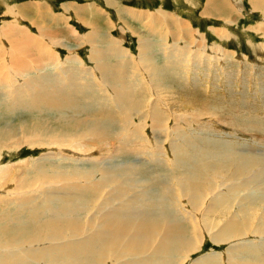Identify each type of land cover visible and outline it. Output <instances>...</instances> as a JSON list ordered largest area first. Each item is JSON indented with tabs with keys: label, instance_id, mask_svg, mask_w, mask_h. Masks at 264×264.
Here are the masks:
<instances>
[{
	"label": "rangeland",
	"instance_id": "obj_1",
	"mask_svg": "<svg viewBox=\"0 0 264 264\" xmlns=\"http://www.w3.org/2000/svg\"><path fill=\"white\" fill-rule=\"evenodd\" d=\"M229 2L239 23L230 27L229 36L222 38V31L213 28L219 26L223 29L217 20L206 19L209 24L206 25L198 16L206 0H0V81L9 82L12 90L36 86L41 89L60 88L55 85L58 84L62 86L61 92L69 89L81 91L91 106L87 108L90 116L98 120L96 125L105 128L94 133L93 137L73 133L72 126H63L74 135L71 142L65 144L63 136L56 132V124L61 125L57 113L52 116L46 111L41 117L40 114L29 117V112L24 111L16 118L2 119L7 124L0 119V128L5 130L8 127L14 132L20 128V123H26L30 130L34 127L31 120L45 119L48 122L46 130H49L42 131L41 135L39 133L36 139L24 141L21 145L15 142L21 134H15L12 141L16 144L11 142V148L0 150V169L3 170L0 175L4 176L0 181V198L20 194L22 188L31 185L30 191L42 199L43 192L56 188V197L50 193L54 204L48 205H59L58 209L64 206L61 209L64 212L57 208L49 210L52 206L49 208L47 204L48 209L43 208L49 210L44 219L52 215L51 221L57 219L54 223L58 222V227L52 225L47 230L51 233L46 237L54 232L58 237L55 239L60 241L53 240L50 235L47 243L26 245V251L40 250L45 244L43 249L53 248L52 245L62 242L67 245V242L76 240L84 244L85 240L90 242L91 248L94 244L91 241L105 240L104 234L110 230L119 235V227L116 226L119 221L127 224L125 240L130 248H134L133 240L139 231L153 233L152 246L156 239V244L160 242L166 224L171 221L177 229H184L182 234L186 236H183L179 250L166 253L170 255L167 256L170 264H264V170L260 171L264 168L261 165L264 164V33L263 26L255 27L256 32L260 29L259 35L246 31L249 25L262 21L264 16L250 10L249 0ZM255 2L251 1L253 8L263 10L254 6ZM212 6L217 10L223 4L214 0ZM47 14L53 15L55 20ZM98 18L99 25L94 22ZM17 30L23 31V34L15 39L11 32ZM26 38H30L29 49L23 47L22 39ZM35 41L39 45H35ZM116 99L123 106L131 107L126 112L122 110L126 114L120 112L117 115V108L118 113L110 107L100 108L97 105L111 104ZM67 114V117L72 116L71 112ZM86 114H79L78 118L89 117ZM51 128L56 132L54 139L48 137L51 136L49 133H54L49 132ZM43 134H47L48 138ZM109 134V137L103 138ZM8 135L3 138L5 141H8ZM75 137L76 140H73ZM177 149V154L182 151V155L189 154L193 160L184 161L181 166L175 154ZM214 152H235L238 157L250 155L249 166L255 162L257 165L249 168L247 174L234 175L233 178L226 174L228 167L216 175L214 166L210 164L216 159L210 156ZM202 154L209 156L207 161L210 163H205L212 169L200 168L202 161L195 159ZM48 161L55 168L45 167L46 171H40L44 172L42 175L32 168L36 163L49 166ZM107 162L109 166H116V170H129L131 165L141 168L140 173L133 174L136 175L135 184L128 181L131 176H120L121 182L131 185L116 183L112 178L108 184L104 183L100 192L96 184L103 180L102 174L97 172L93 181L71 182L69 186H80L78 193L74 194V190L66 189L69 183L63 181L65 185L54 181L57 179L54 174H58L54 173L55 169L63 165L66 174L73 171L76 177L74 172L79 168L89 172L94 165ZM233 172L234 167L229 174ZM45 173L49 178L53 175V181L37 179L46 176ZM28 176L36 179L31 182L27 180ZM85 186L90 187L89 191L94 194L83 192ZM119 187H124L126 191L118 194ZM67 191L73 195L66 197L63 193ZM1 203L0 216H5V210L8 207L13 210L17 204ZM255 207L257 211L254 213L252 208ZM109 222L112 227L108 226ZM158 231L162 233L156 234ZM72 232L80 233L74 238L76 236ZM19 236L17 238L24 239ZM109 238L118 249V243ZM102 245L87 250L82 247L80 253H73V259L67 252L60 256V261H63L60 264L121 262L113 257V253L109 256L103 253L105 256L99 257L96 252L103 249ZM31 247L34 249L31 250ZM146 247L137 250L144 254L133 258V262L152 256L156 245L151 248L154 251L150 249L146 252ZM91 252H95L96 257L89 256ZM26 260L25 264L53 263L49 259Z\"/></svg>",
	"mask_w": 264,
	"mask_h": 264
},
{
	"label": "bare ground",
	"instance_id": "obj_2",
	"mask_svg": "<svg viewBox=\"0 0 264 264\" xmlns=\"http://www.w3.org/2000/svg\"><path fill=\"white\" fill-rule=\"evenodd\" d=\"M260 2V1H258ZM256 2V4L258 3ZM213 4V3H212ZM22 10V9H21ZM44 10V9H43ZM48 11V9H47ZM69 11V10H68ZM20 12V11H19ZM44 12V11H43ZM164 13V12H163ZM42 14V13H41ZM50 14V13H49ZM49 14H47V16H50ZM81 15V14H80ZM161 15V13H160ZM159 15V16H160ZM19 16V15H18ZM53 16V15H52ZM50 16V17H52ZM158 16V17H159ZM166 16V15H164ZM53 20H55V17H52ZM164 20V19H163ZM170 20V19H169ZM174 20V19H173ZM177 21V20H176ZM177 23V22H176ZM8 24V23H7ZM160 24V23H159ZM162 25V24H161ZM180 25H183V23H181ZM190 27V26H189ZM186 28V27H185ZM11 29H9L8 31H10ZM27 30V29H26ZM164 30V29H163ZM12 31V30H11ZM3 33V31H2ZM11 33H14V35L16 36L15 39L17 38V36L20 34H23V31H20V30H17V31H13ZM27 34V33H26ZM191 34V33H190ZM25 35V34H24ZM28 35V34H27ZM2 36V35H0ZM5 36V35H4ZM7 36V35H6ZM177 36V35H176ZM26 37V36H25ZM31 37V36H30ZM99 37V36H98ZM5 38V37H4ZM24 38V37H23ZM92 38V36H91ZM103 38V37H102ZM33 39V38H32ZM96 40V38H94ZM107 39V38H106ZM105 37H104V40H106ZM34 40V39H33ZM89 40V39H88ZM87 40V41H88ZM92 40V39H90ZM30 38H26V39H22V43H23V47L24 48H27L29 49V46H30ZM107 41V40H106ZM2 42V41H1ZM34 42V41H33ZM86 42V41H85ZM97 42V41H96ZM100 42V41H99ZM36 41H35V45H36ZM39 45V43H37ZM34 45V43L32 44ZM98 45V44H97ZM96 45V47H97ZM95 46V45H94ZM19 47V46H18ZM33 48V47H32ZM99 48V47H97ZM21 49V48H20ZM23 49V48H22ZM34 49V48H33ZM42 49V48H41ZM19 50V49H17ZM99 50H101L99 48ZM105 50V49H104ZM16 51V50H15ZM21 51V50H20ZM37 51V50H35ZM96 51V50H95ZM28 52V51H27ZM38 52V51H37ZM2 53V52H1ZM16 53V52H15ZM24 53V52H23ZM103 53V52H102ZM26 54V53H25ZM101 54V53H100ZM1 55V54H0ZM17 56V54H16ZM98 56V55H97ZM26 57V56H25ZM2 58V57H1ZM93 58V57H92ZM38 59V58H37ZM1 60V59H0ZM9 60V59H8ZM19 61V60H18ZM44 61V60H43ZM4 62H7V61H4ZM9 62V61H8ZM10 63V62H9ZM26 63V62H25ZM21 64V63H20ZM56 64V63H55ZM51 66V65H50ZM103 66V65H102ZM28 67V66H27ZM47 67V66H46ZM8 68V67H7ZM10 68V67H9ZM29 68H32V67H29ZM98 68V67H97ZM18 69V68H17ZM25 69V68H24ZM23 69V70H24ZM48 69V68H47ZM102 69V68H100ZM7 70V69H6ZM26 72V70H24ZM18 74H20L18 71H17ZM22 75V74H20ZM34 75V74H33ZM1 76V75H0ZM6 76V75H5ZM37 76V74H36ZM3 77V76H2ZM22 77V76H21ZM26 77V76H25ZM24 77V78H25ZM29 77V76H27ZM42 77V76H41ZM32 78V77H31ZM4 79V78H2ZM18 79V78H17ZM21 79V78H20ZM10 80V79H9ZM29 80V79H28ZM67 80V79H66ZM27 81V79H26ZM11 82V81H10ZM50 82V81H49ZM52 82V81H51ZM54 82V81H53ZM58 82V81H57ZM9 82H7L6 80L4 81H0V119H7L8 117L11 118H16L18 116V114H21L22 112L26 111V112H29L28 115L29 117H38L37 114H40L39 117L43 116L44 112L46 111H49L51 112V115L52 116H56L55 114L57 113V119L61 122V125L59 124H56L57 126V134L58 135H61L63 137H61L63 139V142H71L72 138L74 137V135H72V132L71 133H68L69 131V128H65L63 126H66V127H70L71 126L73 127V133L74 132H80L84 135H88V136H91L93 135L94 137V133H97L98 131H101V130H105L104 127H101V126H98L96 125L98 123V120H96V118H93L90 116L87 108L91 107L89 104H88V100H87V97H85L84 93L81 92V91H75L74 89H69L67 90V92H61L60 89H62V86L61 85H58V84H55L57 87H60V88H52L50 87V89H41V87H28L27 89H17V90H12L11 89V85H8ZM32 83V82H31ZM29 83L28 85H33ZM60 83V82H59ZM65 83V82H64ZM80 83V82H79ZM17 84V82H16ZM22 84V83H21ZM26 84V83H25ZM41 84V83H40ZM54 84V83H53ZM71 84V83H70ZM39 85V84H38ZM47 85V84H46ZM11 86V87H10ZM14 87H15V83H14ZM20 87V86H19ZM72 87V86H71ZM70 87V88H71ZM13 88V87H12ZM43 88V87H42ZM66 88V87H65ZM68 88V87H67ZM66 88V89H67ZM15 89V88H14ZM80 89V88H79ZM124 89V88H123ZM64 90V89H63ZM81 90V89H80ZM127 90V89H126ZM92 91V90H90ZM123 91V90H122ZM116 92V91H115ZM130 93V92H129ZM120 94V93H119ZM122 94V93H121ZM90 96V95H89ZM120 96V95H119ZM127 96V95H126ZM83 97V98H82ZM89 98V97H88ZM100 98V97H99ZM118 98V97H117ZM53 100V101H48V100ZM120 99V98H118ZM116 101H111V104L110 103H99L97 104L98 106H100V108H103V107H106V108H109L110 109H113V110H116V112L118 113L117 115H120V112L121 114H123L124 112H126L129 108L131 107H127V105L123 106V104L117 102ZM87 100V101H85ZM121 100V99H120ZM82 101H84L85 103H82ZM98 103V102H97ZM96 106V105H95ZM130 106V105H128ZM56 107V110L53 111V109ZM97 107V106H96ZM115 107V108H113ZM127 107V108H126ZM102 110V109H101ZM122 110H125L124 112H122ZM98 111V110H97ZM100 111V110H99ZM108 112V110H106ZM105 111V112H106ZM67 112H71L72 116L71 117H67ZM86 112L89 117H87L88 119L90 120H87V118H78L79 117V114H82ZM104 112V111H103ZM106 112V113H107ZM47 113V112H46ZM63 113H66V115H62ZM25 114V113H23ZM86 114V115H87ZM96 114V112L94 113ZM113 114V113H112ZM126 114V113H124ZM48 115V114H47ZM85 115V114H84ZM100 115V114H99ZM104 115V114H102ZM105 116V115H104ZM116 116V115H115ZM124 116V115H123ZM81 117V116H80ZM106 117V116H105ZM128 118V117H126ZM9 119V118H8ZM7 119V120H8ZM56 119V120H57ZM106 119V118H105ZM129 119V118H128ZM111 120V119H110ZM3 121V120H2ZM30 121V120H29ZM111 121H115L116 120H111ZM127 121V120H126ZM3 122H6V121H3ZM31 122L33 123L34 127L33 129L30 128V130L28 129L29 127L26 126L27 124L24 123H20V128L14 132V131H10V129L7 127V129H2L0 128V150L3 149V148H11V146L14 144L13 143V139H14V136H16L17 134H21V136L19 137V139H17L15 142H19V144H21L22 142L24 143L25 142H29L31 139L33 138H37L38 136L41 135V132L42 131H48L46 130L47 129V121L45 119H37V120H31ZM53 122V121H52ZM8 122H6L7 124ZM10 123V122H9ZM59 123V122H58ZM107 123V122H106ZM127 123V122H125ZM128 123H129V120H128ZM54 124V122H53ZM31 125V124H29ZM101 125V124H100ZM157 125V124H156ZM12 126V125H11ZM5 128V127H4ZM11 128V127H10ZM53 128V127H52ZM51 128V131L49 132H54V133H49L51 134V136H48V137H51V138H55V131H53L54 129ZM55 128V126H54ZM14 130V129H13ZM125 130V129H124ZM109 131V130H108ZM40 133V135H39ZM62 133V134H60ZM99 133V132H98ZM9 134V135H8ZM16 134V135H15ZM48 134V135H49ZM54 134V135H53ZM68 134H71V135H68ZM78 134V133H77ZM101 134V133H100ZM6 135H8L9 137H7V140L8 141H5L4 139H6ZM45 135V134H43ZM47 135V134H46ZM45 135V137H47ZM18 136V135H17ZM73 136V137H72ZM109 135L107 136H103V138H107L109 137ZM47 137V138H48ZM72 137V138H71ZM96 137V136H95ZM4 138V139H3ZM53 138V139H54ZM84 138V137H83ZM86 138V137H85ZM40 139V138H39ZM52 139V140H53ZM51 140V141H52ZM73 140H76V137L75 139ZM110 140V138H109ZM114 140H117V139H114ZM41 140H39L40 142ZM45 141V140H44ZM11 142L13 143L12 145ZM22 143V144H23ZM34 143V142H33ZM48 143V142H47ZM85 143V142H84ZM16 144V143H15ZM14 144V145H15ZM21 144V145H22ZM63 144V145H65ZM71 144V143H70ZM76 144V143H75ZM20 145V146H21ZM58 145V144H57ZM62 145V146H63ZM66 146H70V145H66ZM61 147V145L59 146V148ZM65 147V146H64ZM63 148V147H62ZM173 148V147H172ZM192 148V147H191ZM179 150H175V154H176V157H177V160L180 162V165L182 166L183 162L185 161H190L191 159L193 160V158L187 154V155H182V151L181 153L179 152L177 154ZM231 151V150H230ZM197 153V152H195ZM201 154V153H200ZM237 154V153H236ZM235 152H229V153H226V154H215V152L213 153V156L212 154H210L211 157H216V159L212 160V162H214V164H212V162L210 163L209 161H207V158H209V156H206V155H203L201 156L200 158H196L195 160L198 162V160L202 161V165L200 168L204 167L205 168H209L212 169V167H207L206 166V163L205 162H209L212 166H214V172L215 174L217 175L221 170L225 169L228 167V170H226V174L227 176L233 178L232 176H240L242 175V173L244 174L246 172V174L248 173V169L251 168L252 166L254 165H257V162L253 163L252 166L250 167L249 166V162H250V158L249 156L250 155H245V156H239L238 155L236 156ZM195 155V154H194ZM193 155V156H194ZM199 155V154H197ZM210 157V158H211ZM190 158V159H189ZM47 160H49L47 158ZM64 160V159H63ZM194 160V161H195ZM255 160V159H254ZM257 160V159H256ZM42 161H45L42 159ZM199 161V162H200ZM259 161V160H258ZM40 162V161H39ZM49 162V166L46 164V163H43V164H40V163H36L34 164V166L32 168H35L34 171L38 173L42 170L44 171L43 169H45V167H51V168H55L53 167L54 164L51 163V161H48ZM176 162V161H175ZM184 162V163H185ZM162 163V162H161ZM178 163V162H177ZM191 163V162H190ZM189 163V164H190ZM193 163V162H192ZM260 163H262V161H260ZM59 164V163H58ZM109 162H107L106 164H100V165H94L95 167L92 169L93 170H90L89 172L88 171H84L83 169L81 170L79 167L78 170H75L74 173H76V177L73 175V171H72V174H66L65 172V169H63V166L61 165H58L61 166L60 168H57L55 169V172L54 173H58L57 175H55V177H57V179H55L54 181H61L62 183H69L67 184L68 186L71 184V182H73L72 184H75L77 183L78 181H90L92 180L93 176L97 174V172H100L102 174V182L99 184H96V186L99 187V191L101 192V190H103L101 187L103 186L104 188V183H107L112 180V178L115 180V182L119 183V184H127V185H131L129 183H125V182H121V179H120V176L123 177L125 175H129L131 176L128 181L130 183H132L133 185L135 184V176H133L134 173H140L141 171V168H138L136 166H133L131 165L130 169L128 170L127 168H121V169H118L116 170V166H109L108 165ZM31 165V164H30ZM179 165V164H178ZM185 165V164H184ZM193 166V164H191ZM190 165V166H191ZM197 165V164H195ZM200 165V164H198ZM209 165V166H211ZM246 167H242V166H245ZM248 165V166H247ZM264 166V164H261ZM259 165V166H261ZM196 167V166H195ZM234 167V172L230 175L229 174V170H231V168ZM75 168V167H74ZM184 168V167H183ZM263 168V167H262ZM52 169V170H53ZM73 169V168H72ZM77 169V168H75ZM138 169V171H137ZM186 169V168H185ZM47 170V168L45 169V171ZM49 171V172H52ZM57 170V171H56ZM86 170V169H85ZM88 170V168H87ZM259 170V169H258ZM261 170H264L263 169H260ZM3 170L0 169V174L2 173ZM67 171V169H66ZM175 171V170H174ZM68 172V171H67ZM223 172V171H222ZM231 172V171H230ZM252 172V171H251ZM41 173V172H40ZM44 173V172H42ZM41 173V175H42ZM65 173V175H63ZM96 173V174H95ZM250 173V172H249ZM251 174V173H250ZM34 175H37V173H35ZM39 175V176H41ZM46 176L44 177H39L37 178L38 180L39 179H43L42 181H53L51 179H53V175H50L52 176L51 178H49V176L47 175V173H45ZM63 175V176H62ZM189 177V176H188ZM187 177V178H188ZM247 177V176H246ZM59 178H62L61 180H58ZM139 178V177H138ZM260 178V177H259ZM4 179V176L0 175V181H2ZM33 179H36V178H32L31 176H28L27 177V180L31 181ZM123 179V178H122ZM140 179V178H139ZM184 179V178H183ZM190 179V178H189ZM261 180V179H260ZM41 181V180H40ZM65 181V182H63ZM93 181V180H92ZM123 181V180H122ZM32 182V181H31ZM43 182V183H45ZM48 182V183H49ZM137 182V181H136ZM23 183V182H22ZM28 183V182H27ZM46 183V184H48ZM52 183V182H51ZM50 183V184H51ZM65 183V185H66ZM96 183V181L94 182ZM93 183L92 187L95 185ZM12 184V183H11ZM24 184V183H23ZM32 184V183H31ZM87 184V183H85ZM26 185V184H25ZM84 185V184H83ZM20 186V185H19ZM24 186V185H23ZM30 186L29 185L26 189H23L22 188V193L20 194H16V195H12L11 197H8V198H0L1 199H4V200H1L2 203H6V201H11V202H7L8 205L11 204L12 202L14 203H17L16 206L14 207L13 210H10V208L8 207L6 211V215L10 216V215H14V216H10V217H7L6 219L4 218L5 216L4 215H1V216H4V217H1L0 216V232H2V234L0 235L1 238L3 239H0V242L2 243V249H0V264H23L24 261H27L26 259H30V260H37V261H41L43 259L47 260H51L53 263L52 264H56V261L57 264H60L62 263L63 261H60L62 260L60 256H62L63 254H66L67 252L69 253V257L70 258H75V252H79L80 253V249H82V247H84V249H91L92 247H94L95 245H98V244H103L104 247L103 249H100V252H96V253H99L98 255H100L99 257H101L103 255V253L107 256H109L110 253H113V257L115 259H117L118 261H121V262H117L116 264H152V262L156 263V264H170L169 262V257L167 256H170V255H167L166 253L168 251L170 252H176L177 250L180 249V246H182L183 244V236H186V235H183L182 232H185L183 231L184 229H180L175 226H173L171 223V221L169 223L166 224L164 230H163V233L158 231L156 234L158 233H162V237H161V240L160 242H158L156 244V241L158 239H156L153 243V245L151 246V243L153 241V233L152 232H143V231H139L138 233V236L135 238V241L133 240V244L132 246L134 245V248H130L127 243H126V240H125V237H126V231H125V228H126V225H124V223L122 221H119V223L117 222L116 223V226L119 227V235L118 233H116L114 230H108L109 233L108 234H104L106 236H104L103 238H106L105 240H101V241H91L93 242L94 244L92 245V247L90 248L91 244L90 242L86 243V240H85V244L84 242L82 243V241H77L76 242H73L71 243L72 241L70 242H67V245L62 242V243H58V244H54V245H57V246H51L53 248H50L47 247L45 249L42 248V246H46L47 244L45 245H41V248L40 250L37 248H32L31 250H33L32 252L31 251H26L28 248L26 247V245H30V244H42L43 242L44 243H47L48 240H49V236H50L53 240H58V242L60 241L59 239H55L57 237L56 233L52 232L53 234H50L48 235V238L46 237V234L48 233H51V230H49L47 232V230L50 228H52V225H57V223H54L56 220L54 218L55 221H51V216L48 218V219H44L43 217L47 215L48 211L49 210H52V211H55L57 208V210H61L64 208H61V209H58V206H50L48 205L49 203H53L54 204V199H50V193H52V195L54 194V196L56 197V193H58L55 189L53 190V188H50L51 191H45L41 194V197L43 196L44 198H39V196L36 197L35 193H32L30 191ZM51 186V185H50ZM77 186V187H76ZM72 185V186H69V188H66L67 190H74L75 193L74 194H77L78 193V190L80 188V186L78 185ZM89 186V185H88ZM191 186V185H190ZM52 187V186H51ZM76 187V188H75ZM82 187V185H81ZM86 187V186H85ZM91 187V188H92ZM89 188L90 187H86V188H83L82 191L83 192H86L87 194H94V192L92 191H89ZM119 191H118V194L119 193H122L124 191H126V189L124 187H119ZM33 189V188H32ZM59 189V188H58ZM57 189V190H58ZM65 189V190H66ZM195 189V188H194ZM239 189V188H238ZM190 190V189H189ZM200 190V189H199ZM16 191V189L14 190V192ZM187 191V190H186ZM198 192V190H197ZM37 193V192H36ZM182 193V192H181ZM189 193V192H188ZM191 193V192H190ZM66 197H71V195H73L72 193H70V191L68 192H64L63 193ZM58 195V194H57ZM172 196V195H170ZM54 197V198H55ZM59 197V196H58ZM60 197H63V196H60ZM78 197V196H77ZM116 197V196H115ZM175 198V197H174ZM62 199V198H61ZM60 199V200H61ZM53 200V201H52ZM59 200V198H58ZM64 200V199H63ZM62 200V201H63ZM174 200V199H173ZM65 201V200H64ZM63 201V203H65ZM75 201V200H74ZM78 201V200H76ZM75 201V202H76ZM0 202V203H1ZM37 202V203H36ZM70 202V201H68ZM172 202V201H171ZM1 203V204H2ZM4 203V204H5ZM7 203L5 205H7ZM47 204L49 206V210H43V208H46L48 209V207L45 205ZM74 204V202H73ZM13 205V204H12ZM63 205V204H62ZM68 205V204H67ZM66 205V206H67ZM2 206V205H1ZM0 206V207H1ZM41 206H45V207H41ZM122 206V205H121ZM6 207V206H5ZM62 207V206H60ZM59 207V208H60ZM89 207V206H88ZM2 208V207H1ZM4 208V207H3ZM67 208V207H66ZM74 209V208H73ZM123 209H127V205L123 207ZM252 209H255V210H252ZM251 210L254 211V213L257 211L256 207L255 208H252ZM195 210V209H194ZM1 211V209H0ZM63 211V210H61ZM67 211V210H66ZM76 211V210H75ZM118 211H121L120 209H118ZM136 212V210H130L129 212ZM251 211V212H252ZM64 212V211H63ZM2 213V211H1ZM56 213V212H55ZM62 213V212H61ZM59 213V214H61ZM67 213V212H66ZM126 213V212H125ZM253 213V214H254ZM46 214V215H45ZM58 214V212H57ZM64 214V213H62ZM134 214V213H133ZM252 214V213H251ZM23 215V216H22ZM50 215V213H49ZM136 215V214H135ZM237 215V214H236ZM245 215V214H243ZM262 215V214H261ZM64 216V215H63ZM129 216V215H128ZM247 216V215H246ZM131 217V216H130ZM124 218V217H123ZM80 219V218H79ZM131 219V218H130ZM129 219V220H130ZM264 219V218H263ZM121 220V219H120ZM61 221V220H60ZM25 223H27L25 225ZM62 223V222H60ZM64 224V223H63ZM62 224V225H63ZM77 224V223H76ZM102 224V223H101ZM123 224V225H121ZM106 225V224H105ZM104 225V226H105ZM61 226V225H59ZM73 226V225H72ZM108 226H111L112 227V224L109 222V225ZM106 226V227H108ZM247 226V225H246ZM58 227V225H57ZM62 227V226H61ZM64 227V226H63ZM78 227V226H77ZM105 227V228H106ZM54 230V229H53ZM63 231V230H62ZM146 231V230H145ZM105 232V231H104ZM71 233V232H70ZM74 236V238H77L78 237V233L80 232H72ZM264 233V232H263ZM56 236H55V235ZM60 234V232H59ZM19 235L23 236L22 238L24 239H19L17 237H20ZM44 235V237H43ZM159 235V234H158ZM71 236V235H70ZM80 236V234H79ZM41 237V238H40ZM43 237V238H42ZM88 237V236H87ZM109 237H112L117 243H118V249L116 248V246H114L113 242L110 240ZM58 238V237H57ZM93 238V237H92ZM101 238V237H99ZM238 238V237H237ZM64 239V238H63ZM67 239V238H66ZM94 239V238H93ZM52 241V240H51ZM50 241V243H51ZM62 241V240H61ZM67 241V240H66ZM55 242V241H54ZM53 242V243H54ZM57 242V241H56ZM55 242V243H56ZM182 242V243H181ZM21 245H24L23 247ZM102 245V246H103ZM150 245V246H148ZM156 245L155 248V251L152 250L151 248H153V246ZM18 246H21V247H18ZM148 246V247H146ZM189 246V245H188ZM1 247V246H0ZM143 247H146L145 251L148 252L150 249L151 251H154L148 259H143L141 261H138V262H133V258L135 257H139V255L141 254H144L142 252H137L138 249L140 248H143ZM20 248V249H18ZM95 248V247H94ZM93 248V249H94ZM100 248V247H99ZM99 248H96V249H99ZM17 249V250H16ZM184 249V246L183 248ZM11 250H16V251H11ZM30 250V249H29ZM37 250V251H35ZM83 251V250H82ZM102 251V253H101ZM190 251V250H189ZM87 252V251H86ZM135 252V253H133ZM174 252V253H175ZM73 253L74 256H73ZM96 253L95 252H91L89 253V256H93L95 255L96 257ZM83 254V252H82ZM87 254V253H86ZM103 255V257L105 256ZM68 256V254H67ZM77 256V255H76ZM85 256V255H84ZM88 256V255H87ZM106 256V257H107ZM255 256V255H254ZM253 256V257H254ZM98 257V256H97ZM173 257V256H172ZM77 258H80V257H77ZM92 258V257H91ZM176 258V257H175ZM63 259H67V258H64ZM81 259V258H80ZM83 259V258H82ZM85 259V258H84ZM131 259V260H129ZM173 260V258H171ZM262 259V258H261ZM260 259V260H261ZM89 260V259H88ZM100 260V259H99ZM50 261V262H51ZM69 261V260H68ZM71 261V259H70ZM77 261V260H76ZM75 261V262H76ZM81 261V260H80ZM169 261V262H168ZM245 261V260H244ZM248 261V260H247ZM255 261V260H254ZM258 261V260H257ZM264 261V259H263ZM30 262V261H29ZM72 262V261H71ZM90 262V261H89ZM250 262V260L248 261ZM35 263V262H34ZM239 263V262H238ZM243 263V262H242ZM25 264V262H24ZM31 264V263H30ZM48 264V263H47ZM70 264V263H69ZM74 264V263H73ZM75 264H83L82 262H77ZM85 264V263H84ZM245 264V263H244ZM249 264V263H248ZM251 264V263H250ZM256 264V263H255ZM263 264V263H262Z\"/></svg>",
	"mask_w": 264,
	"mask_h": 264
},
{
	"label": "crops",
	"instance_id": "obj_3",
	"mask_svg": "<svg viewBox=\"0 0 264 264\" xmlns=\"http://www.w3.org/2000/svg\"><path fill=\"white\" fill-rule=\"evenodd\" d=\"M219 1L223 4V6L222 7L218 6L219 8L217 10H215L212 6V3L214 2V0H206V3L204 4V6L203 5L201 6L202 11L200 10V12L198 13V16L200 17L201 21L203 20L206 23V25H209L206 22V19L217 20L222 25L223 29L220 28L219 26H218V28L216 26H214L213 28L215 30H221L222 31L221 37L225 38L226 36H229V33L231 32L230 27L235 25L236 22L239 23V20L237 19V16L235 15V11L231 8V6H230L231 3L229 2V0H219ZM251 1L252 0H249L251 8H253ZM258 1H260V2H258ZM263 1L264 0H256V2H258V3L256 4V2H255V5H254V6H260V9L263 8V10H259L257 8L256 9L250 8V10L253 13L254 12L255 13L260 12V14L264 16V3H263ZM215 2H217V1H215ZM201 12H202V14H201ZM100 15L102 16L101 13H100ZM235 19H237V20L235 21ZM98 20H99V18L94 19V22L98 23V25H99L100 20L99 21ZM232 20H234L235 23L230 22ZM227 23H229V24H227ZM258 26H260V27L263 26V33H264V19H262V21L256 22L255 25H249V27L246 31L251 32V33H255L256 35H259L260 32H258V31H260V29H257L258 30L257 32L255 31L256 30L255 27H258ZM251 27H253L254 29H251ZM232 38H233V35H232ZM120 72H118L119 75H120Z\"/></svg>",
	"mask_w": 264,
	"mask_h": 264
}]
</instances>
